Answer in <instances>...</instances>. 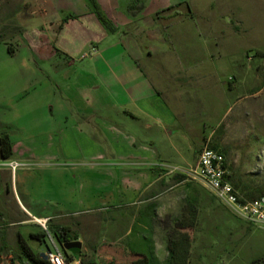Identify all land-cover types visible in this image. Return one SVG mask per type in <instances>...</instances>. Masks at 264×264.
<instances>
[{"label": "rangeland", "instance_id": "obj_1", "mask_svg": "<svg viewBox=\"0 0 264 264\" xmlns=\"http://www.w3.org/2000/svg\"><path fill=\"white\" fill-rule=\"evenodd\" d=\"M210 2L212 8L203 11L227 13L204 20L212 30L216 23V31L224 34L217 38L215 32H202L195 20L186 24L187 30L169 25L163 42L155 44L158 53L151 63L157 73L161 65L170 74L178 68L167 66L170 62H199L191 68L202 77L182 99L184 113L168 121L163 111V124L126 105L121 91L146 98L149 82L157 85L159 80L154 74L147 80L142 75L139 85L127 73L131 54L123 46L77 48L72 60L50 48V60L35 61L30 58L33 48L30 52L13 40L12 33L0 34V138L19 145L11 158L0 153V264H27L22 244L36 254L52 250L50 241L58 246L52 231L56 226L68 227L70 237H77L84 261L129 264L136 252L150 264H162L188 198L195 199L198 214L195 230L188 231L192 242L187 264L264 262V227L236 218L196 180L185 177L175 187L174 176L193 168L207 147L223 155L232 180L264 188V0ZM179 11L187 10L182 6ZM29 14L19 12L11 25L37 43L44 37L39 30L43 19ZM117 36L123 38L122 33ZM163 97L164 106L170 95ZM58 102L73 123L59 120ZM79 108L86 112L79 114ZM73 124L93 145L60 142V129L71 134ZM117 131L150 149L151 168L171 172L167 184L173 189L159 197L156 212L147 206L148 192H140L155 174L164 173L119 155V147L110 144ZM154 190L158 194L164 188ZM40 216L54 219L42 227L33 219ZM44 229L48 235L32 237L46 234Z\"/></svg>", "mask_w": 264, "mask_h": 264}, {"label": "crops", "instance_id": "obj_2", "mask_svg": "<svg viewBox=\"0 0 264 264\" xmlns=\"http://www.w3.org/2000/svg\"><path fill=\"white\" fill-rule=\"evenodd\" d=\"M95 1L102 14L110 22L112 27H114V32H110L102 26L94 13L90 10L86 0H0V34L12 33L13 40L20 42L22 46L29 49L30 52L33 48L36 52L35 54H30V58L35 61L50 60L51 57L48 55L50 48L56 49L61 55H65L66 60H72L70 58L72 51L77 48L90 46L96 49L95 47L101 43H112L114 46H123V49L131 54L129 55V63L126 64L127 73L134 76V79H136L139 85H142V75L144 79L147 80L145 77H150L154 74L155 79L159 80V84L157 85L149 82V88L147 90L148 97L146 98H139L138 92L136 91H133V95L128 93L126 89L121 91L123 97L127 99L126 105L132 106L134 112L135 110L138 113L142 112L146 114L149 119L160 124L164 122L161 117L163 111L169 114L168 121H172L174 114L181 115L184 113L182 99L188 95L189 90L197 88L198 81L202 79V77H200V72L191 68L199 66V62H195L197 64L179 61L170 62L167 66H171L172 68L178 66V68L172 69V73L170 74L167 69H164V65H161V74L157 73L155 69H153L155 68L154 64L151 63V59L158 53V47L155 44L163 42V32L169 25L174 26L176 23V25H181V29L187 30L186 24H189V22L194 23L195 20L201 23H199V29H201L202 32L205 30L209 34H214L215 32L214 35L218 38L219 34L222 35L224 32H217L220 29L214 25L216 23L211 25L213 30L210 29L207 24L209 20L206 21L204 19L221 17L222 14H226L227 12H217L213 15L214 11L213 13L212 11H203L207 8H212V2H210V0ZM182 6H185L187 11H179ZM21 11L29 12V15L37 14L43 19L40 23L39 30L43 33L44 37L39 38L37 43L33 39L25 38V30L20 32L19 29H21V27L17 24L11 25L12 21H14L13 19L18 16V13ZM46 19H52L53 21H47ZM109 33L111 35H116V38L113 37L109 39ZM120 33H122L123 38L117 36ZM17 35L20 37H17ZM142 38V43L146 45L141 44L140 39ZM142 49H144L145 52ZM32 59H29V61H32ZM123 60L125 62L124 57ZM163 73L165 75H163ZM167 83H172V89L168 88ZM164 93H169L170 100L163 106L162 99H164ZM144 103L149 104V108H151L148 109V107L143 105ZM85 112V108L78 109L79 114H84ZM56 113L59 114V120L64 124L67 121L73 123L74 120L72 115L62 110L60 102H58ZM125 114L129 115V112L126 111ZM145 127L150 129L148 124H146ZM72 132H75V134L73 133L74 136ZM58 135L60 142L71 140L75 143L79 142V144L83 146L87 144L90 146L93 145L90 136L81 128H76L74 124L73 128H71V134L70 132L67 134V131L63 128L62 130L60 129ZM114 139L115 141L112 143L110 142V144L119 147L117 152L119 155H122L128 160L135 159L134 161H140L138 165L148 163L146 167H150L151 171L164 173L162 176H157V174L153 173L155 177L144 184L140 192H148L149 197L146 200L147 206L148 208L152 207L154 212H156V202L159 197L163 194L165 195L169 191L171 192L173 189L170 184H167L169 178H171L167 175L171 172H166L159 167L151 168V165H153V154L150 153L151 151L149 148H145L147 146L142 147L137 143L132 135L117 131L114 135ZM205 143L209 145L211 141H206ZM9 144L11 158L17 154L19 145L10 141ZM135 147L137 148L134 149ZM95 155L97 157L99 156L98 151ZM175 181L177 182L175 187L185 182V180L177 181L176 178ZM157 185L163 186L164 188V190L158 194L154 190ZM139 188H141V186H139ZM33 219L37 223L43 221H47L48 223L54 219V217L40 216L33 217Z\"/></svg>", "mask_w": 264, "mask_h": 264}, {"label": "trees", "instance_id": "obj_3", "mask_svg": "<svg viewBox=\"0 0 264 264\" xmlns=\"http://www.w3.org/2000/svg\"><path fill=\"white\" fill-rule=\"evenodd\" d=\"M86 2L90 10L94 13L102 26L106 30L114 32V27H112L110 22L102 14L96 1L86 0ZM0 153L4 158H9L11 155L10 144L6 136L0 138ZM174 178H176L177 181H183L186 179L183 175H176L174 176ZM229 180L234 190H236L246 200H254L264 195V188H254L252 186L241 184L236 180H232L231 173ZM195 202L196 201L194 198H188L185 200L181 211V218L176 221V225L172 231L171 238L167 240L165 247L166 258L162 264H187L189 250L192 242L191 236L189 235L188 231L195 230L198 214ZM52 231L54 239L65 255L67 261L78 260L80 261V264H96L93 260H82L80 250H69L73 253L71 255L67 254V251H64V249L62 248V244L77 240L76 236H74L73 238L70 237V230L68 229V227L56 226ZM45 232L46 234L32 235V237L39 240L45 235H48V231L45 230ZM22 248L27 258V264H49L45 254H36L31 251V249L28 248L25 244H22ZM132 255L135 256L136 259L129 264H150L149 258L145 255L138 254L136 252H132ZM252 264H264V262L257 260L253 261Z\"/></svg>", "mask_w": 264, "mask_h": 264}, {"label": "built area", "instance_id": "obj_4", "mask_svg": "<svg viewBox=\"0 0 264 264\" xmlns=\"http://www.w3.org/2000/svg\"><path fill=\"white\" fill-rule=\"evenodd\" d=\"M200 182L220 204L236 218L264 227V195L254 200L244 199L230 183V172L222 154L207 147L201 149L196 164L187 172H178ZM47 221L38 222L42 227ZM45 230V229H44ZM52 250L45 252L49 264H80L78 260L67 261L65 255L52 241Z\"/></svg>", "mask_w": 264, "mask_h": 264}, {"label": "water", "instance_id": "obj_5", "mask_svg": "<svg viewBox=\"0 0 264 264\" xmlns=\"http://www.w3.org/2000/svg\"><path fill=\"white\" fill-rule=\"evenodd\" d=\"M62 248L64 249V251H69L72 249L80 250L81 249V243L78 241H71V242L62 244Z\"/></svg>", "mask_w": 264, "mask_h": 264}]
</instances>
